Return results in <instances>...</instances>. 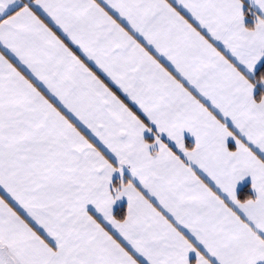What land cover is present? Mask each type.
<instances>
[{
    "label": "snow or ice",
    "instance_id": "snow-or-ice-1",
    "mask_svg": "<svg viewBox=\"0 0 264 264\" xmlns=\"http://www.w3.org/2000/svg\"><path fill=\"white\" fill-rule=\"evenodd\" d=\"M0 264H264V0H0Z\"/></svg>",
    "mask_w": 264,
    "mask_h": 264
}]
</instances>
